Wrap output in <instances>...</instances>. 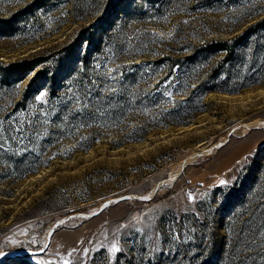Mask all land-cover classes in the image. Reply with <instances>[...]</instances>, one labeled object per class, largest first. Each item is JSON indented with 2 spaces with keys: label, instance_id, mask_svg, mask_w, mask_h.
I'll return each instance as SVG.
<instances>
[{
  "label": "rangeland",
  "instance_id": "1",
  "mask_svg": "<svg viewBox=\"0 0 264 264\" xmlns=\"http://www.w3.org/2000/svg\"><path fill=\"white\" fill-rule=\"evenodd\" d=\"M35 1L0 0V20ZM239 38L226 65L196 52ZM75 42L107 95L139 73L122 118L75 105L59 129L64 78L48 112L37 74ZM25 61L20 81L0 70V264H264V0H40L0 33V67ZM209 81L226 89L200 96Z\"/></svg>",
  "mask_w": 264,
  "mask_h": 264
},
{
  "label": "trees",
  "instance_id": "2",
  "mask_svg": "<svg viewBox=\"0 0 264 264\" xmlns=\"http://www.w3.org/2000/svg\"><path fill=\"white\" fill-rule=\"evenodd\" d=\"M155 0H150V2H154ZM40 0L35 1L29 5V7L25 10H22L20 12L15 13L11 18L0 20V33H7L12 29V22H15L18 18H22L23 14L29 10L32 9L35 4H38ZM125 2V0H118V3L122 4ZM118 15L119 9L118 5L116 6L114 10ZM82 42L83 40H78ZM86 42H92V38H87L85 40ZM243 38L234 39V40H227V41H216L212 43H208L206 45H199L196 48L197 53H201L203 55L206 54H217L219 52L225 53V59L222 61L223 65H226L229 62H233L236 60L237 53L239 52L240 48L246 47L245 42H243ZM79 48L77 43H73L69 45L66 49H63L56 53L57 58H55V62L59 61V64L52 63L48 64V66L44 67L41 71L37 74V81H41L44 79L46 82H49L52 84L53 89L51 90L49 96L47 97V101L49 102L50 106L48 107V112L55 111V107L58 104H62L64 102V94L62 92V89L59 90V87H62L65 83L63 82L64 79H75L77 83H79L77 86L78 90V96L77 100H69V102L65 103L64 107L60 108L58 114H61L58 118L61 119V122L58 123V128H71L70 126L72 123H68L62 117L69 114L70 109H72L75 105H78L81 108L82 114L85 116L93 117V115L97 114H103L104 116H110L114 115V117L117 119L122 118V116L125 114L126 111L130 110L132 108L133 102L131 100V97L129 98V89L131 88V78L132 76L139 74H131L128 75V79L122 85L119 86L118 91L109 93L107 95V84H109L107 81H103L100 79H96L92 77V73L88 69L90 67L91 63V57L89 50H85L82 53V56H79ZM54 57V56H53ZM196 57V53H194L192 56H186L183 60L180 62H176L175 64L179 67L183 66L184 64H190L186 63L185 60H194ZM93 61V58H92ZM93 63V62H92ZM41 62H29L25 61L23 63L14 64L10 66L9 68H1L0 70L3 72V76L1 78V82H8L7 80L11 77L16 78L17 81L22 80L28 73H30L33 69H35L37 66H39ZM138 71V70H137ZM192 71V69H191ZM62 72V74H60ZM139 72V71H138ZM213 81V80H212ZM205 82L198 85V88L196 89H202L200 96H204L205 94L209 92L214 91H224L226 89L225 82L224 84H214L213 82ZM97 83V86L95 85ZM211 83V84H210ZM43 86H36V82L31 83L27 90L25 91V94L22 99V103L26 102L28 99L35 98L42 90ZM61 91V92H60ZM186 102H190L192 100L193 95H186ZM80 112V111H77ZM77 117H80L78 115H73V118L78 119ZM12 126V127H11ZM11 126H3V132L4 133H14V129L16 127ZM40 128L38 126H35V124L29 123V121L24 122L22 125H19V128H21L25 134V136L30 137V139L33 137L32 129L33 128ZM75 127V126H74ZM57 137L58 141L59 139L64 140L65 136L60 135L59 133H50V137ZM30 141V140H29Z\"/></svg>",
  "mask_w": 264,
  "mask_h": 264
},
{
  "label": "snow or ice",
  "instance_id": "3",
  "mask_svg": "<svg viewBox=\"0 0 264 264\" xmlns=\"http://www.w3.org/2000/svg\"><path fill=\"white\" fill-rule=\"evenodd\" d=\"M37 99H40V97H37ZM222 183H224V182L222 181ZM112 251H113V252H117V251H119V249L116 248L115 246H113ZM65 264H68V262L65 261Z\"/></svg>",
  "mask_w": 264,
  "mask_h": 264
}]
</instances>
